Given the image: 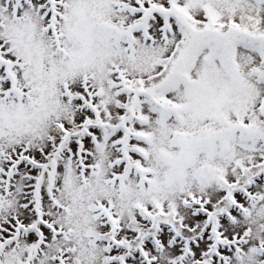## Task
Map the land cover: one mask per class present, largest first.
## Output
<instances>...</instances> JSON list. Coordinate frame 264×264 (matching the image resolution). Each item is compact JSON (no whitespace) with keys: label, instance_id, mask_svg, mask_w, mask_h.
<instances>
[{"label":"snow or ice","instance_id":"snow-or-ice-1","mask_svg":"<svg viewBox=\"0 0 264 264\" xmlns=\"http://www.w3.org/2000/svg\"><path fill=\"white\" fill-rule=\"evenodd\" d=\"M0 264H264V0H0Z\"/></svg>","mask_w":264,"mask_h":264}]
</instances>
